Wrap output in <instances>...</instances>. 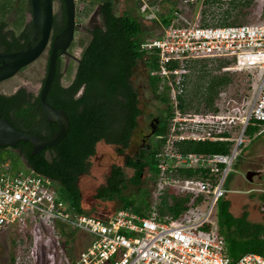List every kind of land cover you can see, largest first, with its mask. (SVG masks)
I'll return each instance as SVG.
<instances>
[{
	"label": "trees",
	"instance_id": "obj_1",
	"mask_svg": "<svg viewBox=\"0 0 264 264\" xmlns=\"http://www.w3.org/2000/svg\"><path fill=\"white\" fill-rule=\"evenodd\" d=\"M14 1L17 3L19 0H0V15L3 18L16 5ZM163 1L179 2V0H149L150 4L159 6H162ZM255 1L233 0L224 4L221 0H208L202 8L204 19L201 23L208 25L206 17L210 15L217 19L216 23L220 26H228L223 24L229 22L248 25L241 24L240 21H229V19L233 16L236 18L245 16L244 9ZM96 2L101 7V27L93 31L89 37L77 62L72 82L68 86L61 84V74L58 69V74L47 97V102L50 105L63 109L68 115L70 128L66 138L57 146L46 148L36 155L32 154L29 142H20L14 148H0V158L3 162L11 160L15 170L24 169L19 159L18 161L14 160L8 150L17 151L18 155L14 154L24 157L26 168L59 184L62 200L79 213H87L82 205V193L79 189L80 178L89 170L90 159L96 155L97 144L100 142H105L108 145L113 144L118 153L125 158V164L124 166H112L105 184L98 189L96 198L99 200L120 198L123 208H130L143 216H149L155 208L160 220L179 219L189 211L192 195H174L166 191L155 197L159 175L157 154L165 147L170 136V124L176 108L183 112L190 111L192 109L191 102H187L184 90L177 95L176 101L172 100V86L169 82L165 78L151 75L158 69L156 57L140 49L142 37L159 29L162 25L171 24V21L177 16L172 14L166 17L165 14H160V22L157 19H138L129 13L119 15L111 1L96 0ZM218 2L220 4L214 6ZM138 5L140 11L142 0H138ZM189 9L191 15L189 19L186 18L188 13L185 9L176 10V13L185 15L187 19V21L183 20L179 23L186 25L188 24L186 22L193 21L198 7L193 5ZM218 9L221 11L222 19L216 17ZM3 18L0 24V52L18 51L15 49L24 46L22 41L27 39V33L26 31L21 32L16 37L13 31L5 32ZM65 19V14L60 18L55 16L53 24L55 33L62 30ZM210 60L213 59L192 60L187 69ZM216 60H219L220 69L233 65V61L227 59ZM140 63L148 69L147 78L151 91L156 99L166 105L167 111L160 126L154 132L158 141L152 150L142 148L137 154H128L133 133L138 127V119L142 114L140 93L133 82L134 70ZM177 65V63H173L170 68L174 69ZM208 74L203 71L200 79L206 78L209 76ZM171 77L175 78V76ZM186 77L184 75V78ZM208 79L203 90L200 87L202 98L195 109L198 112H219L220 108L216 105L217 98L232 83V75L225 72L221 75H211ZM183 84L185 88L187 85L185 79ZM202 103L206 104L205 109L201 107ZM0 113L23 132L50 137V131L56 127L47 121L39 101V95L29 93L25 88H20L11 95L0 93ZM263 127V122L253 121L247 126L244 135L255 136L262 131ZM238 129L240 130V127ZM226 135L230 134L226 133ZM234 145L235 142L231 140H185L176 143L175 148L183 154L225 155L231 152ZM4 152L8 153L3 155ZM125 167L133 169L132 177H127ZM174 175L181 179L207 178L206 173L201 170L179 169ZM128 183L140 187L139 195L133 198L123 196V189H126ZM222 198L226 202L227 209L221 220L219 235H223L226 239V249L230 260L236 262L241 256L248 253L264 255V222H250L248 213L240 218L235 217L230 212L229 201L225 200L224 195ZM203 201L204 197L200 195L196 197L195 204H201ZM261 202L263 206L264 195L261 197ZM261 213L264 215L262 208ZM227 223L229 224L227 225ZM60 225L62 228L64 224L58 223V226ZM202 229L208 232L210 227L205 225ZM69 231L73 235L78 233L71 229Z\"/></svg>",
	"mask_w": 264,
	"mask_h": 264
},
{
	"label": "built area",
	"instance_id": "obj_2",
	"mask_svg": "<svg viewBox=\"0 0 264 264\" xmlns=\"http://www.w3.org/2000/svg\"><path fill=\"white\" fill-rule=\"evenodd\" d=\"M206 1L180 0L181 10L193 5L198 7L193 21L186 25L179 23L187 19L183 14L175 13L177 18L171 24L162 25L141 38L140 49L156 57L158 69L151 75L165 78L172 90L180 88V93L183 92L187 66L197 59L233 61L229 70L248 72L250 80L256 82L254 100L243 118L226 108H220L219 112H198L195 108L183 112L176 108L170 136L157 154V185L186 184V194L180 195L190 194L192 198L202 195L209 215L214 204L227 192L224 184L238 148L245 143L247 126L253 121L264 123V23L220 26L217 19L208 15L209 24L205 25L201 22ZM231 1L221 0L224 4ZM159 8L158 4L142 0L140 13L146 19L160 22ZM173 63L178 65L171 69ZM172 98L176 101L177 95ZM238 127L239 138L236 137ZM185 140H231L235 145L225 155L183 154L175 144ZM179 169L201 170L207 178L181 179L174 175ZM59 188L52 179L28 168L15 170L11 160L3 162L0 158V236L9 227L23 224L34 216L64 224L89 238L88 245L69 264H264V255L257 253L245 254L232 262L227 254L225 237L201 232L199 229L204 228L207 219L185 220L188 211L179 219L165 220L159 219L155 208L149 216L130 208L95 216L72 208L62 200ZM33 244L36 247L37 243ZM17 264H23V261L18 258Z\"/></svg>",
	"mask_w": 264,
	"mask_h": 264
},
{
	"label": "rangeland",
	"instance_id": "obj_3",
	"mask_svg": "<svg viewBox=\"0 0 264 264\" xmlns=\"http://www.w3.org/2000/svg\"><path fill=\"white\" fill-rule=\"evenodd\" d=\"M97 6L98 3L96 0H77L75 20L85 24V26L88 25L90 22L89 19L95 13ZM138 6V0H123L121 4L118 5V14L129 13L135 18L146 19L138 10ZM180 7V0L179 2L163 1L157 16L159 17L160 14H165L166 17H169L175 14L177 9L181 10ZM224 7H226V5H224ZM62 9V3L59 0H55V16H59L60 18L62 16ZM185 10L188 13L186 18L189 19L191 16L190 9L186 8ZM216 11V17L222 19L220 9ZM244 12L246 13L245 16L237 18L233 16L229 21H240L241 24L248 25H259L260 23H264V0H256L251 6L245 8ZM17 14V11H13L4 18L7 31L16 30L17 33L20 32L18 23L14 25V22L17 20ZM223 25L235 26L240 24L237 22H229ZM88 40L89 37L87 38L82 34H78L73 48L69 50V52L73 56L80 58ZM48 58L49 50H46L36 62L23 68L13 78L1 82L0 93L11 95L18 89L25 88L37 96L46 76ZM219 65V60H210L202 64H196L195 67H191L187 70L184 74L187 76L184 78L187 85L183 88L187 102H191V108L197 109L199 100L202 98L200 87L203 90L211 75H221L225 72H229L232 75V83L221 92L220 96L217 98L216 105L221 109L226 108L230 110L231 113L234 112L237 114V117L243 118L247 115L254 100L256 82L250 80L251 77L248 72H239L229 70L228 68L220 69ZM62 66V76L64 77L62 84L68 86L74 78L77 61L67 58L62 62ZM203 71H205V74L209 73V76L204 78L205 80L200 79ZM147 77L148 69L142 63L138 64L134 70L133 78L140 93V108L142 114L138 119V127L133 133L130 148L127 152L128 154H133L141 147L145 148L148 144L152 145V147L156 144L158 137L154 135L153 128H158L160 126V120L167 111L166 105L156 99L154 93L151 91ZM178 94H180V88L175 87L171 92V96L173 97ZM174 105L176 106V103H174ZM201 107L205 109L206 104L202 103ZM237 125H240L239 121H237ZM239 133L240 131L237 129V138H239ZM144 139H146L145 142ZM244 139L245 143L238 148L237 157L234 160L224 184V190L227 191L225 200H233L236 202L232 211L236 216L240 217L245 213V202L255 206L257 205L256 208L252 207L246 209L250 212L249 220L251 222H259L262 219L260 217V212L262 208L261 197L264 195V170L259 172L256 171L262 174V180L258 181L259 176L257 174L254 177L253 183H249L246 180V173L255 171L258 167H264V127L259 134L252 137L244 135ZM8 151L12 153L9 155H12L14 160L16 159L18 161L15 155L16 152L10 149ZM5 153L8 152H4L3 155H5ZM124 164L125 158L118 153L113 144L108 145L105 142L97 144L96 155L90 159L89 170L79 181V189L82 193V205L88 214L106 216L123 208V202L120 198L99 200L96 198V194L98 189L105 184L112 166H124ZM125 171L128 178L132 177L134 174L133 169L125 167ZM145 188L147 189L146 186ZM145 188H143V190H145ZM232 189H237V192L243 194H229ZM123 190L124 197L133 198L139 195L140 187L128 183L126 189ZM187 190L186 184L181 186L174 184H158L155 190V197L166 191L174 195L186 194ZM195 199L196 197H193L190 201V209L187 214H185L187 215L185 220L194 222L206 218L208 224H206V226L210 227L207 233L209 235L220 234V227L222 225L221 220L224 218L227 209L224 198H220L214 204L213 210L209 215L206 203L202 202L197 205L195 204ZM228 224L229 223H227V225ZM70 229V227L64 225L61 228V225L58 226V224L50 222V220L43 217H38L36 219L34 216H31L27 218L23 224L9 227L0 236V264H17L18 258H20V261H23V264H69L89 243V238L85 234L79 232L73 235L71 231H69ZM199 230L203 232L202 228ZM34 242L37 243L36 247H33Z\"/></svg>",
	"mask_w": 264,
	"mask_h": 264
},
{
	"label": "water",
	"instance_id": "obj_4",
	"mask_svg": "<svg viewBox=\"0 0 264 264\" xmlns=\"http://www.w3.org/2000/svg\"><path fill=\"white\" fill-rule=\"evenodd\" d=\"M65 5L66 22L61 33L53 39L49 55L47 74L40 92V104L50 124H57L50 137L20 131L14 124L0 113V148H14L20 142H29L33 155L46 148L57 146L66 138L70 121L63 109L53 107L47 102L57 70L59 53L79 61L69 52L75 40L77 0H62ZM32 6L31 29L26 45L18 51L0 52V83L16 76L23 68L33 64L46 51L54 24V0H30ZM256 171L246 173V180L253 183Z\"/></svg>",
	"mask_w": 264,
	"mask_h": 264
},
{
	"label": "flooded vegetation",
	"instance_id": "obj_5",
	"mask_svg": "<svg viewBox=\"0 0 264 264\" xmlns=\"http://www.w3.org/2000/svg\"><path fill=\"white\" fill-rule=\"evenodd\" d=\"M63 5H64V3H63V1L62 0H59ZM101 1V0H100ZM108 1H111L112 3H113V5H114V7H115V9H116V11H117V13H118V5L119 4H121V2L123 1V0H108ZM15 2V1H14ZM54 2H55V0H54ZM16 3V2H15ZM11 10V12L9 13V14H11L13 11H17L18 12V14L16 15V18H17V20L14 22V25H17V23H18V26L20 27V32L19 33H17V31L16 30H10V31H13L14 32V35L16 36V37H18L19 35H20V33L21 32H25L26 31V33H27V39L26 40H23L22 42L24 43V46L26 45V43H27V41H28V37H29V33H30V29H31V16H32V6H31V2H30V0H19L17 3H16V5L14 6V8H12V9H10ZM8 13H7V15H9ZM64 14H65V5H64V9H62V17L64 16ZM7 15L6 16H4V18H6L7 17ZM120 15V14H119ZM65 17H66V15H65ZM2 16L0 15V24H1V20H2ZM4 18H3V21H4ZM54 20H55V14H54ZM90 20V22H89V24L88 25H86L85 26V24H82V23H80L79 21H76V23H77V26H76V31H75V40H76V37H77V35L78 34H82L83 36H85V37H90L91 36V34L93 33V31H95L96 29H98L99 27H101V25H102V20H101V7H100V4H98V6H97V9H96V11H95V13L93 14V16L89 19ZM65 22H66V20H65ZM65 22H64V25H63V27H62V30H63V28H64V26H65ZM20 23V24H19ZM54 26V25H53ZM62 30H60V32L58 31L57 33H55V31H54V27H53V30H52V34H51V39H50V42H49V44H48V46L46 47V49L45 50H49V55H50V51L52 50V41H53V39L58 35V33L60 34L61 33V31ZM4 31L5 32H8L7 30H6V21H4ZM75 40H74V42L72 43V45H71V47L68 49V50H72V48H73V45H74V43H75ZM23 46V47H24ZM22 47V48H23ZM22 48H20V49H15V50H21ZM67 58H71V59H73L72 57H70V56H65V55H63L62 53H59V56H58V59H57V70H56V74H55V77H56V75L58 74V69H59V73L61 74L60 76V83L62 84V81H63V66H62V62L64 61V59H67ZM79 59V58H78ZM73 60H75V59H73ZM75 61H77V60H75ZM78 62V61H77ZM48 63H49V58H48ZM48 63H47V69H48ZM46 74H47V72H46ZM46 77V76H45ZM55 77H54V79H55ZM44 80H45V78H44ZM54 81V80H53ZM133 82H134V78H133ZM43 83H44V81H43ZM53 83V82H52ZM134 85H135V83H134ZM42 87H43V85H42ZM135 87L137 88V86L135 85ZM42 89V88H41ZM138 89V88H137ZM27 90V89H26ZM29 93H32L31 91H29V90H27ZM139 91V90H138ZM40 92H41V90H40ZM40 92H39V97H40ZM33 94V93H32ZM39 101H40V99H39ZM161 120H162V118H161ZM161 120H160V123H161ZM52 126H56L55 128H53L50 132H51V134H52V131H55L56 129H57V125L56 124H52ZM155 126H156V123H155ZM155 128V129H154ZM153 128V131L155 132V130L156 129H158L157 127H154ZM147 139V138H146ZM146 139H144V142L146 141ZM142 148H144V147H141L140 149H142ZM145 148H147V149H149V150H152V145H147ZM139 149V150H140ZM139 150L137 151V152H135L136 154L137 153H139ZM16 155H18V152L16 151ZM18 157V159H19V161H20V164L21 165H23V167L24 168H26L27 167V165H26V163H25V159H24V157H22V156H17ZM256 171H263L264 170V167H258V169L256 168L255 169ZM261 173H258V176H259V179H258V181H261L262 180V177H261ZM230 193H232V194H236L237 195V193H241V192H237V189L236 190H233V191H230L229 192V194Z\"/></svg>",
	"mask_w": 264,
	"mask_h": 264
},
{
	"label": "crops",
	"instance_id": "obj_6",
	"mask_svg": "<svg viewBox=\"0 0 264 264\" xmlns=\"http://www.w3.org/2000/svg\"><path fill=\"white\" fill-rule=\"evenodd\" d=\"M256 171V170H255ZM233 190H235V189H232V190H230V191H233ZM241 194H243V193H241ZM229 201V203H230V212L235 216V217H238V218H240V216H236V214L232 211V209L234 208V206H235V204H236V202H234L233 200H228ZM257 206V205H256ZM256 206L255 205H253V204H248V202H245L244 203V209H245V213H248V215H249V217H250V212H249V210L248 209H246V208H252V207H255L256 208ZM248 210V211H247ZM244 213V214H245ZM243 214V215H244ZM242 215V216H243ZM241 216V217H242ZM260 217L262 218L259 222H252V223H263L264 222V215L260 212ZM250 221V220H249ZM251 222V221H250Z\"/></svg>",
	"mask_w": 264,
	"mask_h": 264
}]
</instances>
